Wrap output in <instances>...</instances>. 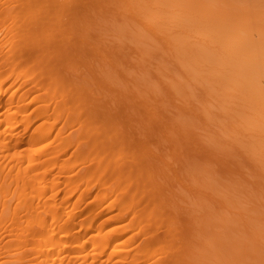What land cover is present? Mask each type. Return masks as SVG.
<instances>
[{
  "label": "rangeland",
  "instance_id": "374dc122",
  "mask_svg": "<svg viewBox=\"0 0 264 264\" xmlns=\"http://www.w3.org/2000/svg\"><path fill=\"white\" fill-rule=\"evenodd\" d=\"M26 2L33 1L0 0V8L5 4L15 14L0 16V46L6 51L18 42L25 58L34 57L27 62L14 50L22 58L16 72L36 76L16 78L11 66L1 68L0 81L8 86L3 98H22L9 112L26 117L3 122L2 140L23 137L20 149L29 151L33 133L52 126L57 132L63 125L64 136L90 135L98 145L88 156L96 161H82L75 144L58 164L48 159L31 168L39 179L45 175V198L55 192L62 211L72 203L63 189L66 174L96 162V177L115 183L116 193L128 190V202L143 214L139 225L109 235L122 251L112 255L109 249V259L85 254L73 263L264 264V0ZM15 29L23 30V40ZM6 30L18 36L9 40ZM14 125L17 131L9 133ZM61 164L80 166L64 171ZM91 185L71 213L99 214L83 239L122 221V207L114 204L118 194L102 201V186ZM132 212L122 224L134 219ZM5 238L2 244L11 240ZM136 252L142 258L131 263Z\"/></svg>",
  "mask_w": 264,
  "mask_h": 264
},
{
  "label": "bare ground",
  "instance_id": "6f19581e",
  "mask_svg": "<svg viewBox=\"0 0 264 264\" xmlns=\"http://www.w3.org/2000/svg\"><path fill=\"white\" fill-rule=\"evenodd\" d=\"M24 1H27V0H24ZM32 1L33 2H26V5L28 6L29 4L27 3H30V5L32 6V4L36 2V0L35 1L32 0ZM23 3L25 6V2ZM3 5H2L3 9L0 8L2 9V11H0V16L2 14H5L6 16L5 20L10 19L15 14L13 13V10L10 9V6L8 8V6L7 7L5 6V4ZM2 28L0 29V34H3ZM11 28L13 29V27H11V24H10V29ZM7 30L5 34L7 35V33H10V36L9 37L7 36L9 40L18 36L17 32L18 33L19 31L23 32L22 29H18V31L15 29L17 32L15 30H12L14 31V35H13L11 34L12 32L7 31ZM22 32L21 34H19V39L21 38L23 40L24 38L22 37L24 34ZM1 39H3V37H1L0 35V40ZM8 39L5 38V40H8ZM5 42L6 41H4V43ZM9 42L12 43L13 40ZM14 42L16 41L14 40ZM20 42L22 44V41ZM13 43L9 45L6 44L9 47L8 50H6L8 52L4 51L2 46H0V70L5 69L7 71L6 67L11 66L13 68L12 73H16V78H21L22 76L23 77L25 76L26 72L25 70L21 71L22 73L24 72L23 75L21 74L20 71L16 72V69L21 67V64H19V60L24 58L27 61V58L29 57L25 58V56H27V54L25 53L27 52L24 53L23 51L25 50H22V48L20 49L18 47L17 45L18 42H16L17 44L15 43L17 46ZM16 47L17 49H15ZM14 50H16L17 52L21 51L24 57L21 56L20 53H16V51ZM32 50H34V48ZM10 51L15 52V53H11ZM34 52L35 51H33V54ZM29 53L28 55L31 56V54ZM19 56H21L22 58H18ZM33 57L34 56H32L29 59H33ZM24 59H23V63L26 64L27 62H29V61L25 62ZM34 75L35 74L33 73L32 77ZM27 76L29 77L30 75L27 74ZM32 77L28 79L34 80V78H36V76L33 77V79ZM25 82H27L26 79H25ZM7 90H8V86L5 87L4 80L0 81V108L1 107L4 108V111L2 110L3 112L1 111L0 113L1 115L0 125L3 122H7L8 125H12L13 121H17L18 123H21L24 120H26V117L22 115H18L15 117L14 113H10L9 111H11L12 106L17 105L18 102L20 103L22 98H15L14 94L11 93L10 97L6 98L5 100L3 96L6 95L5 93L7 92ZM64 100L62 99V101ZM40 111L42 112V114L48 113V108L40 107ZM14 118L15 120H12ZM62 126L61 128L59 127L60 129L56 130L57 132L54 131L55 126L41 130L42 132L40 133L34 132L32 137H30L29 151L20 149V145H22V142L24 139L23 137L17 140V138L13 139V137L10 136V138L8 137L6 140H2V133L0 132V232L1 230H3L5 235L3 233L2 237L4 238L11 237V240L10 238H8L9 241L7 240L8 241L7 242L5 240L6 242H3L4 244L1 243L4 240V238L2 241L0 240V257L3 256L7 259L13 256L15 257V259L12 258L11 263L9 262L10 260L9 261L7 260L6 263L2 262L3 264H7V262H9L10 264H19V263L23 264V262H26V261L29 262V260L33 262L32 264H72L73 261L80 259L85 254H87V257H89L92 254H95L96 258L103 256L104 258L106 257V259H109L111 257L110 254L113 255V254L118 253L119 251H122L120 250L121 248L117 249L116 247L117 245L113 246L112 240L109 239V235H112L114 232H117V231H123V230L126 231L130 229L131 227H133V225L135 224L139 225L138 221H140V218H141L140 216H142L143 214L142 212H139L140 206L139 208L138 206L137 207L135 206L139 210V211L138 210L135 211L133 210V207L131 206V204L128 202L129 197L127 198V193L129 191L124 189L123 191H126V193L124 192L116 193V190L118 187H116L115 183L109 186L110 183L107 179L105 180L108 181V182L106 181L107 184L109 183L108 185L105 182H102L104 179V178L102 179V177L104 176H100V179L97 178L99 175H97L96 173H98L99 171H95V168H97V165H96L97 163L94 161H96V159L94 160L88 155L92 153L90 148H92L93 145H94V148H96L98 143H95L96 144L95 145L94 141L92 142L90 140V139H93L89 137L90 135L87 137V135L85 134L86 136L84 135L83 137L82 133H81L82 135H79L81 136V139L78 138L77 134H73L72 132H70L69 135L64 136L62 135V132L66 130V128L65 129L63 128V131H61ZM7 127H8L9 133H13L17 131V127L15 125L7 126ZM68 127L70 128L69 125L67 126V128ZM81 127L83 128V126H80L79 129L76 128L79 131V134H80V130L82 129ZM53 131L56 133L55 137L51 139L50 142H46V144L40 145V143L45 142V140H47L53 134ZM85 133H88V132H85ZM91 142L93 144H91V146H88L90 145ZM75 144L77 147L74 151L77 152L76 153L77 155L78 154L80 155L81 160L85 161L89 157L91 161L94 160L93 161L94 166L93 165L91 166L90 164L91 167L90 166L81 167L80 169H83V171L79 169L77 172L73 174H66V178L62 182L63 189L68 192L69 194L68 201L69 202L72 201V203L70 202V205L68 204L69 206L66 204L63 210L60 211V204L59 202H57V200H55L56 198L54 199V197L56 196L55 192L45 198V196H47L46 189L48 188V183L43 182L45 179V175L39 179L38 178L39 171L32 172L31 168L43 166L46 163V160L48 159H52L54 160V164H58V160L60 159V157H62V154L67 152ZM38 154H41V155L46 154L47 159H41L40 156H38ZM102 159L101 161L99 160L100 162L99 166L100 165L102 166L101 163L104 162V160L102 161ZM12 162L14 164H12ZM97 162H98V158H97ZM24 163L26 164L24 165ZM59 166L61 167V170L69 171L72 167L77 168L78 166H80V164H77V165L73 164L71 166L68 164H61ZM106 168L105 170H107ZM96 170H98V168ZM114 170H112L111 176L112 177L114 176L115 178L116 175H118L117 173L119 171L116 169ZM113 171L114 172L117 171V172L114 173ZM103 172L105 173V171ZM95 174L97 175V177ZM106 174L107 173H105V175ZM93 181L98 182V184L102 186L98 194V196L104 197L102 201L106 200L107 197H111L110 195L112 194L114 195L115 193L118 194V196L115 198L117 201L114 204L117 207H122L119 213L121 217L119 218L120 221L122 220L124 222L125 219L128 217V215L131 213V211H134L132 212L134 213L133 214L134 219H131L130 222H127L126 224L125 223L122 224V221H121V224L119 223L117 226H115L112 229V231H109L105 234H102L101 229H100V231H98L97 234L95 233L92 235L93 238L86 237L85 239H83L84 238L83 231L84 230L89 231L90 229L94 227V223H95L94 217L99 214L96 213L95 216L93 213L85 214L86 212L85 210L82 214L79 212L75 216H72L71 213L72 211H74L75 205L78 204L83 199H85L87 195L92 192L93 185L91 184ZM52 184H53L52 180H49V185L52 186ZM105 185H107L108 187ZM81 188L83 189L80 191ZM74 196L77 197L75 201L71 200V198ZM49 197H51V199L53 198L54 200L52 199V201H50ZM14 198H18V201L13 204L12 201ZM132 200H129V201H132ZM139 201H141V199ZM143 212L146 213V210ZM140 213L142 215H138ZM145 221L146 220H144L143 218L142 223H146ZM78 224H80L81 228L80 230L75 231V228ZM1 234L2 233H0V235ZM86 239H90V240H86ZM144 241L142 242V244L144 243ZM148 241H151V240L149 239ZM148 241H145V243L148 244L149 243ZM88 242H92L91 244L92 246L89 248V253H86V248L88 249L87 247ZM125 242L130 243V241H125ZM26 248L27 250L30 248V250H28V252H25L27 251L25 250ZM109 249H111V251L109 252L110 254L107 255L106 253L108 252ZM34 251L36 252V255L32 256V253ZM27 254H30L31 256ZM121 254L123 255V253ZM138 254L139 252L134 253L132 256L129 255L132 257L131 263H135L136 261H139L140 258H142V256ZM28 256H30L29 257L30 259L24 260ZM146 258H148V256H146ZM2 263L0 262V264Z\"/></svg>",
  "mask_w": 264,
  "mask_h": 264
}]
</instances>
